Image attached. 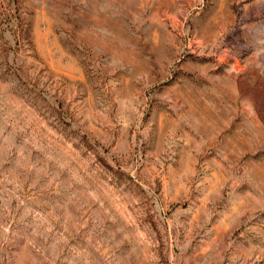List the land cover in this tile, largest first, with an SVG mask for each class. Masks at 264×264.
Listing matches in <instances>:
<instances>
[{
    "label": "rangeland",
    "instance_id": "374dc122",
    "mask_svg": "<svg viewBox=\"0 0 264 264\" xmlns=\"http://www.w3.org/2000/svg\"><path fill=\"white\" fill-rule=\"evenodd\" d=\"M0 264H264V0H0Z\"/></svg>",
    "mask_w": 264,
    "mask_h": 264
}]
</instances>
